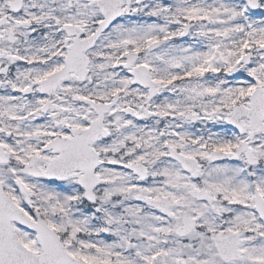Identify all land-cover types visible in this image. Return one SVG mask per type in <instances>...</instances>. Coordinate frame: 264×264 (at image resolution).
Returning a JSON list of instances; mask_svg holds the SVG:
<instances>
[{
  "label": "snow or ice",
  "instance_id": "obj_1",
  "mask_svg": "<svg viewBox=\"0 0 264 264\" xmlns=\"http://www.w3.org/2000/svg\"><path fill=\"white\" fill-rule=\"evenodd\" d=\"M0 264H264V0H0Z\"/></svg>",
  "mask_w": 264,
  "mask_h": 264
}]
</instances>
